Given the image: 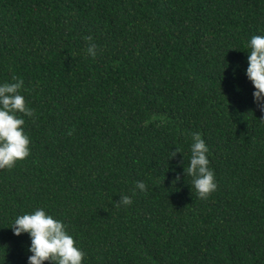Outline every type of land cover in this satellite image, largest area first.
<instances>
[{
    "label": "trees",
    "instance_id": "1",
    "mask_svg": "<svg viewBox=\"0 0 264 264\" xmlns=\"http://www.w3.org/2000/svg\"><path fill=\"white\" fill-rule=\"evenodd\" d=\"M255 34L264 0H0V82L22 78L35 110L29 155L0 169V264H26L29 237L10 225L37 207L64 220L83 264H264ZM196 131L207 199L183 171Z\"/></svg>",
    "mask_w": 264,
    "mask_h": 264
},
{
    "label": "clouds",
    "instance_id": "2",
    "mask_svg": "<svg viewBox=\"0 0 264 264\" xmlns=\"http://www.w3.org/2000/svg\"><path fill=\"white\" fill-rule=\"evenodd\" d=\"M90 41L87 54L97 55V45L91 35L85 37ZM246 78L253 86L252 98L256 108L264 114V35L255 34L247 41ZM22 78L14 77L12 81L0 82V169H11L14 164L27 157L30 153V137L23 127L25 116L34 118V109L28 106ZM23 114V115H20ZM264 121V115L260 117ZM192 142L189 145L190 156L184 173L191 177V186L201 199L216 190L217 183L214 170L209 166V146L199 131L191 133ZM181 153L179 147L172 150L169 156ZM180 179L177 175L174 183ZM136 188L146 191L143 180L136 182ZM136 189H132L135 194ZM117 206L132 203V196L122 194L116 201ZM13 235L27 234L29 237L26 264H83L85 252L79 247L74 236L68 231L64 220L57 219L44 207H37L31 212L18 214L10 225Z\"/></svg>",
    "mask_w": 264,
    "mask_h": 264
}]
</instances>
